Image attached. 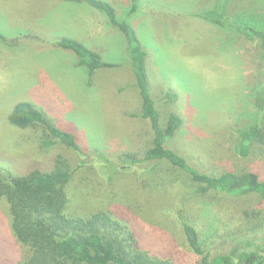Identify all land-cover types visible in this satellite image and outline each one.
<instances>
[{
  "label": "rangeland",
  "instance_id": "1",
  "mask_svg": "<svg viewBox=\"0 0 264 264\" xmlns=\"http://www.w3.org/2000/svg\"><path fill=\"white\" fill-rule=\"evenodd\" d=\"M104 1L126 19L147 52L149 92L163 123L170 113L183 123L168 148L201 173L254 171L264 179V147L239 157L231 136L254 119L258 106L264 107V52L252 48L230 24L217 26L199 17L213 10L215 18L234 22L243 17L264 25V0ZM0 35L13 42H0L2 170L47 172L54 157L63 155L74 169L67 186L68 215L111 212L134 230L142 249L177 264L200 258L189 248L182 222L194 227L211 257H264L262 197L195 196L189 177L166 162L101 175L103 160L141 157L152 137L148 122L128 117L137 105L128 88L132 74L125 39L102 15L73 3L0 0ZM61 37L86 45L113 67L96 71L88 84L74 54L51 44ZM23 101L43 111L56 128L75 132L86 158L62 146L46 151L39 144L41 128L12 125L13 107ZM148 168L157 170L159 179L153 183L138 180ZM28 255L12 232L8 205L1 198L0 264H20Z\"/></svg>",
  "mask_w": 264,
  "mask_h": 264
},
{
  "label": "trees",
  "instance_id": "2",
  "mask_svg": "<svg viewBox=\"0 0 264 264\" xmlns=\"http://www.w3.org/2000/svg\"><path fill=\"white\" fill-rule=\"evenodd\" d=\"M52 1L86 5L102 15L110 27L121 32L126 43L127 67L132 74L128 88L135 92L137 105L134 112L128 113V117L148 122L151 129L150 144L141 152V157L123 154L115 161L105 159L99 167L102 176L111 177L129 172L136 165L149 162H166L189 177L194 185L191 192L195 196L219 193L235 198L255 194L264 199V179L256 172L201 173L191 168L184 156L168 148V143L176 138L183 123L172 113L163 123L149 92L145 66L147 52L126 19L121 18L110 3L104 0ZM135 11L136 6L133 4L131 13ZM212 11L199 17L217 26L230 24L252 48L264 52V25L244 21L243 17L241 21L222 20L213 17ZM0 42L7 46L13 44L1 35ZM51 44L74 54L76 65L87 72L88 84L92 83L96 71L113 67L104 62L99 54L73 38L61 37ZM258 108L250 123L232 131V150L239 157L249 156L253 148L264 147V107ZM9 121L18 128H41L44 135L39 144L46 151L62 146L79 155L82 160L86 158L75 132L56 128L43 111L29 102L17 103ZM156 171L155 168H148L144 173H139L138 180L153 183V180L159 179ZM73 174L70 161L60 154L54 157L51 169L47 172L34 170L24 175H15L0 168V199L3 198L8 205L16 240L29 252L20 264H177L142 249L134 230L126 222L115 218L111 212L68 215L67 186ZM181 228L189 248L200 257L194 264H264V257L258 253H242L236 257L219 254L211 257L202 248L199 235L192 225L182 222Z\"/></svg>",
  "mask_w": 264,
  "mask_h": 264
}]
</instances>
